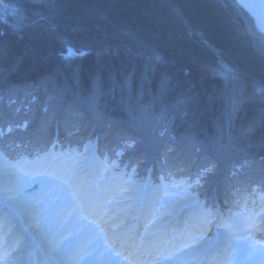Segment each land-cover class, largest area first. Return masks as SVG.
<instances>
[{
  "label": "trees",
  "instance_id": "obj_1",
  "mask_svg": "<svg viewBox=\"0 0 264 264\" xmlns=\"http://www.w3.org/2000/svg\"><path fill=\"white\" fill-rule=\"evenodd\" d=\"M27 1L11 0L25 11V20H18L21 28L0 23V58L8 59L0 61L4 152L16 151V156L17 149L48 145L54 135L75 145L96 139L105 160L107 152L124 153L129 156L124 162L138 172L152 165L155 172L197 177L195 190L206 200L226 204L264 192V101L257 93L264 89V56L242 33V14L218 0ZM57 35L84 45L75 65L62 57L67 52ZM221 52L234 67L233 83L224 84L208 70L222 60ZM41 74L56 76L65 88L56 93L42 88V99L34 100L40 112L50 113L47 118L33 103L10 107L11 95L3 99L2 87L10 80ZM229 84L236 92L234 103L225 91ZM85 93L92 96L90 104L67 102ZM75 113L78 121L65 122ZM9 123H14L11 132ZM126 125L129 133L122 128ZM234 140L239 151L247 147L241 160L227 151Z\"/></svg>",
  "mask_w": 264,
  "mask_h": 264
},
{
  "label": "bare ground",
  "instance_id": "obj_2",
  "mask_svg": "<svg viewBox=\"0 0 264 264\" xmlns=\"http://www.w3.org/2000/svg\"><path fill=\"white\" fill-rule=\"evenodd\" d=\"M2 2L5 3H2V7L0 6L2 8V10H0V23L4 22L11 24L16 29L21 28L18 26L19 23L17 21L21 20L20 22H22L25 20V11L23 7L19 3H12L11 0H3ZM255 4L256 9L254 10V7H252V9L256 12L255 15L258 20L261 21V25H264V0H255ZM222 5L224 4L222 3ZM5 6L13 7L14 16L17 21L12 17H6L2 14ZM222 7L227 9L225 6ZM11 25H9V27H12ZM56 39L58 40L56 42L62 43L65 52H67L66 50L69 48L72 50L71 56L66 59V61H71V63L75 65L76 60L82 56L81 51L83 50L81 48H84V45L77 44L72 39L64 40L61 35H57ZM67 55L68 53L66 55L62 54V57L65 59V56ZM0 61L8 63L7 57H3V59L0 58ZM73 82L78 84L79 78L73 77ZM1 85L2 84L0 82V86ZM61 85L62 84H58L56 76L51 74L27 76L14 82L10 80V82L4 85L2 87V94H4V98H2L6 99L9 94L11 95V98L8 99V101L12 103L10 107L29 106L30 103H33L32 106L36 108V111H39L38 115L41 116L39 114L41 113L44 118H47L50 116L48 115L50 113L40 112L43 108L38 106L37 102L34 103V100L42 99V96L40 95L42 88H47L48 93H56L59 90L65 89ZM89 86L97 88L96 85L92 83H90ZM62 94H64V92ZM83 96L86 98L85 102L90 104V100H88V98L91 99L92 96L90 97L89 93H85ZM45 101V103H50L48 102V99H45ZM69 101L77 105L83 102L80 98L67 100V102ZM85 102H83V104H85ZM94 103L98 104L97 102ZM35 105H37V107ZM3 112H7V109ZM122 128H128L129 133L128 125L123 126ZM110 135L113 136H111L112 138L117 136L114 129H110ZM49 140V145L51 144L55 148L54 149L51 146L54 151L64 154L65 156L69 150L76 151L81 149L82 152L85 150L81 156H77L78 158L75 157V159H73V163L71 165L63 164L54 158L51 166L57 169L55 170L56 175L61 176L62 180L67 181L71 188H77L80 190L82 194L81 200H85L83 203L85 210L90 208L91 214L95 217L98 216V220L101 224L108 226L107 239L116 241L115 248L120 247V249L122 248V251L130 249V257L134 260L135 264H139L140 262L137 260L142 261V258L149 255L152 251L148 246L151 241L154 242L157 240L156 238H160V236L162 239H165L163 235H160V233L165 229L166 232L168 231V228L171 231L179 230L181 227L187 229L191 226L197 227V224L201 222L198 220L203 216H200L199 214L198 217H195L193 212L188 214L187 218L174 223L175 218L178 219L180 215L183 214L184 207H187L188 209L186 210L188 211H190L189 208H195L194 203L196 201V197L192 196L190 198L180 200H160L159 196L153 191L150 184H147L144 189H140L137 186L129 190L121 189L118 178H121L124 175V161L129 158L128 155L125 157L124 153H121V155H111L113 152H107L105 157H107V161L110 162V166L116 168L117 174L114 175L111 172L103 173V166L100 161H98L99 156L98 154H94L93 149L91 148L96 146L100 149L101 146H103L102 143L93 144V142H97L94 140L93 142L89 141L86 143L88 145H75L67 142V140H60L55 135L53 137L51 136ZM7 142L11 144L9 140H7ZM124 148H126V145ZM252 149H249L247 153H253L254 151ZM69 154H72V152H69ZM49 158L51 157L48 155L44 156L45 160ZM14 161L16 162V160ZM23 178L24 176L20 174L16 166L11 165L6 159L0 156V191L2 192L0 207L5 204L8 205L9 211L7 213L10 215L8 218L0 220V242L7 241L8 244H17L19 246L20 250L17 252L15 259L16 264H28V252L32 243H35L37 245V249H39L44 255L54 257L44 240V233L39 226V214L35 211V205L30 200L23 201L19 195V184ZM95 184L98 186V189L95 195L93 194L94 199L90 198L86 194H83L87 193V191L93 188ZM233 191L235 192L237 190H232L229 193ZM110 192H113L109 198L112 203L107 207L103 206V200ZM163 203L164 211L160 213L161 217L154 218L155 212H157L156 209L162 206ZM138 211H140V213ZM138 214H140V216H138ZM136 215L137 218H135ZM143 217H145L147 221L142 225L143 227H141L139 223L143 220ZM214 218L216 219L218 225H215L216 222H214L212 226L219 231L220 240L214 250L211 251L212 255L216 256V259L212 258L211 261L212 263H215L214 260H216L217 263L218 259L221 260L228 254L227 246L229 242H227L228 237H224L226 233L225 230H223L226 222L225 217L218 213V215H215ZM217 219H219V221H217ZM257 224L264 230V212L259 214ZM206 228H208L207 225ZM135 232L136 236H138L137 238L134 236ZM124 233H129V236L125 237V239L123 237L125 235ZM165 237L167 240V235ZM155 244V242L152 243L151 247L154 248ZM163 244H166V242ZM249 257L250 252L239 249L231 264H241ZM57 261L58 264H65V262H62L58 258ZM192 264H201V262L195 261Z\"/></svg>",
  "mask_w": 264,
  "mask_h": 264
},
{
  "label": "rangeland",
  "instance_id": "obj_3",
  "mask_svg": "<svg viewBox=\"0 0 264 264\" xmlns=\"http://www.w3.org/2000/svg\"><path fill=\"white\" fill-rule=\"evenodd\" d=\"M3 1V0H2ZM0 0V6L2 7V2ZM29 1V0H28ZM27 1V2H28ZM220 3H228L231 7L234 8L235 12H238L240 14H242L243 18H244V28L242 29L243 32L245 34L246 37H248L253 45L254 51H256L257 54H261L264 56V30H262L261 28V21L258 20V18L256 17V12L254 11L256 8V4H255V0H218ZM30 2V1H29ZM254 3V5H253ZM29 5H32L34 7L33 4L28 3ZM244 4H252L254 6V10L252 8H246L243 5ZM0 7V10H2V8ZM6 17H13L14 16V9L12 6H8V7H4L3 8V13ZM18 22V21H17ZM242 24V25H243ZM39 26H42V24H39ZM41 28V27H40ZM215 48V47H214ZM256 49V50H255ZM214 50H217L216 48ZM83 54V52H82ZM221 56L222 60H217L214 61L212 64L209 65L208 70L210 72V74L212 75H216L219 76L220 78H222L224 84L225 83H233L235 82L237 76L235 74L234 71V67L230 64L229 60L226 58V56L221 52ZM219 56H217L218 58ZM231 65V66H230ZM42 75V74H41ZM144 74V79L147 80V76ZM128 81V80H127ZM230 85V84H229ZM234 87L232 85H230L229 87H225V91L227 92V94H229L230 100L234 103V97L236 96V92H234L232 89ZM138 90V88H137ZM254 90L256 91V89L254 88ZM139 91V90H138ZM253 92V89L251 90ZM141 95L139 94L137 97L139 98ZM74 98H80L81 101L85 102V97L83 95H78ZM80 103V105L83 104ZM72 103V102H71ZM231 102H228V105H230ZM232 104V103H231ZM92 105V104H91ZM73 106H77V104H73ZM89 106V105H88ZM69 108V106H67ZM230 107V106H229ZM76 108L79 109H84L82 106H78ZM79 109H75L76 112L80 111ZM230 112V109H229ZM228 112V113H229ZM69 115V116H68ZM66 117H64L65 122L67 121H72L77 119L78 114H68ZM225 115V114H224ZM228 116V115H226ZM232 116V115H231ZM79 119H77L78 121ZM228 120V117H227ZM82 122V121H81ZM9 126L6 127V131L11 132L14 126V123H9L7 124ZM16 125V124H15ZM23 129L25 127H22ZM18 131H22V132H26L25 130H18ZM46 131V130H45ZM17 132V131H16ZM6 137L7 135L4 134ZM9 136L13 137V134H10ZM4 137V138H6ZM232 139H235V137L233 136V134L231 135ZM245 138V137H244ZM246 139V138H245ZM243 142V138L241 139V143ZM254 142V141H252ZM88 143V142H87ZM239 145V140L235 142V140L233 141V144L230 146H233V148H236L233 150V148H229L227 149V151H231V156L233 157H237V160H239L240 158H242V153L243 149L247 148V147H241V151H239V149L237 148V144ZM240 143V144H241ZM247 144V143H246ZM246 144H243L244 146ZM88 145V144H86ZM255 146L259 145V146H263L260 143H256L254 144ZM253 145V146H254ZM254 146V147H255ZM1 149V148H0ZM238 150V151H236ZM253 151L255 150L252 149ZM85 151V150H84ZM83 152H79L76 154H66V156H59L56 160L66 164V165H71L73 163V159H75V157H79L81 156ZM1 153V150H0ZM3 155V154H2ZM227 153L225 154L224 158H226ZM231 156H229L228 154V161H230V163H232L234 158H231ZM77 157V158H78ZM239 157V158H238ZM241 160V159H240ZM43 167L40 166H36L34 164H27V166H24L22 168V171L20 172V174L22 176H24L23 180L20 181L19 184V195L21 197V199L23 201H28V200H33L32 197L30 196V190L29 187H31V185L33 184V182L39 181L40 184H42L43 186L45 185L47 188L51 189L52 193H54L57 197L59 201H63L61 202L60 205L64 204H68L69 202L67 201V195L64 193L65 189L63 188H58L55 183H53L52 181L46 179V178H41L40 174L41 171H46V169L48 168L47 166L45 167V164H43ZM236 166L241 165L240 162L238 161L237 163H235ZM49 169V168H48ZM115 167L111 166L110 169H108V171L112 172L115 171ZM27 172V173H26ZM41 178L38 179V178ZM55 186H54V185ZM133 184V188L136 186L135 181L132 180V182H130V185ZM64 187V186H63ZM153 191L159 196V197H164V199L167 200H180V199H186V198H190V197H196V201L194 203V207L195 208H189L190 211L186 210L188 209L187 207H184L183 209V213L185 214H191L194 212V216L198 217V215L200 214V216H203L201 219H199L198 221H201L199 223V226L197 225L196 228H194L192 230L191 229H187V231H185L183 229V232H180L179 235L177 236V240L178 242H176V244H172L169 245L166 249V253L170 252V256L166 257L165 259L162 260L161 264H173L176 263L178 261L183 260L187 255L189 254H193V253H204L208 250H210L211 248H213L214 246L217 245V243L219 242V236L215 235L216 229L212 226V224H214V222L216 221V219L214 218V215H218L216 214L217 211L213 210H207L205 209V205H202V201L200 199H198V195L196 193V191L194 190H185L183 192H180V190H171L174 194H164L162 193L161 190H158L156 186L152 187ZM1 194L2 192L0 191V198H1ZM258 203L254 205V203L249 202L246 206V211L245 213L247 215H249L250 213H252V218L251 221L249 223L250 226V232L247 234H242V236H237V240H233V236H230L229 239L227 240V242H229V250L227 251L228 254L223 257V262H225L224 264H231V262L234 260L235 254L237 253V251L239 249H243L245 251L250 252V257L246 260H244L241 264H264V246L255 243L253 241L254 237H255V229L258 228L259 226L256 223L259 217V214H261V212H264V196H260L258 199ZM50 202L53 201H49V198H45L44 203L42 205V212L40 211L39 208H36L35 211L39 214V224L43 229L44 232V239L46 244L48 245L49 249L51 250V252L53 253L54 257L60 258L62 261H64L66 264H130L126 259L124 260H118L115 258V256L110 253V251H104L103 249V245L107 244L108 239H107V229H100V227L96 224V223H83L82 222V215L79 214H75L72 215L70 217V215H67L65 217H60L63 215H58L55 214L57 213L56 210L54 208V205ZM205 202V201H204ZM46 205V206H45ZM69 205V204H68ZM259 205V206H258ZM6 208H8L9 206L6 205ZM254 206H258V207H254ZM76 207V205H75ZM11 208V207H10ZM78 208V207H77ZM74 208V209H77ZM261 208V209H260ZM9 209V208H8ZM73 209V210H74ZM157 212H155V216L158 218H160V213L164 211V203L162 204V206H160L157 210ZM187 211V213H186ZM1 214V213H0ZM193 216V215H192ZM4 217L3 214H1V219ZM226 220V219H225ZM218 221V219H217ZM207 222V224H206ZM227 220L225 222V226L227 227L228 224ZM208 226V228H206V225ZM226 227L223 228V230L226 229ZM205 228V229H203ZM242 228V225H240L239 227V231ZM44 229H48L47 231L50 233L52 232V234H54V236L48 235ZM65 233L66 235L64 236ZM63 236V237H62ZM85 237L87 238V241L81 245L80 248H78V250L74 253V255L72 257H67L64 256L62 251L65 253V248L66 245H71L73 244L72 241L73 239L75 240L78 237ZM225 236V235H224ZM181 240V241H180ZM214 244V245H213ZM8 244V242L6 241L3 245L4 249L0 252V264H16L15 263V259H16V254L17 252L20 250L18 245H10ZM47 262L46 264H56V260L54 258H47ZM39 262V261H37ZM149 264V263H146Z\"/></svg>",
  "mask_w": 264,
  "mask_h": 264
},
{
  "label": "snow or ice",
  "instance_id": "obj_4",
  "mask_svg": "<svg viewBox=\"0 0 264 264\" xmlns=\"http://www.w3.org/2000/svg\"><path fill=\"white\" fill-rule=\"evenodd\" d=\"M243 6L246 8L254 7L253 5H250V4H244ZM261 28H262V30H264V25H262ZM66 51H67L68 55L65 56V59H68L72 54V50L69 48ZM156 59L159 60L160 58L156 57ZM257 93H258L260 99L262 101H264V89H258ZM0 155H2V153H0ZM69 197L71 198L70 204L72 206V209H74L76 202L82 199V194H81L79 189L72 188V190L69 192ZM71 214H72V210L70 209V211L68 212V215H71Z\"/></svg>",
  "mask_w": 264,
  "mask_h": 264
}]
</instances>
